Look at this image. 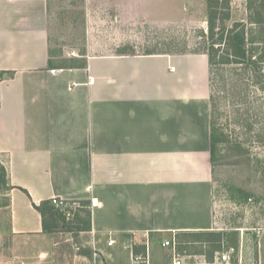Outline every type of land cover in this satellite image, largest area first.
<instances>
[{"label": "crops", "instance_id": "1", "mask_svg": "<svg viewBox=\"0 0 264 264\" xmlns=\"http://www.w3.org/2000/svg\"><path fill=\"white\" fill-rule=\"evenodd\" d=\"M54 4L0 0V71L14 72L0 80L12 235L52 240L33 206L49 199L89 203L87 264H136L153 239L211 230L207 56L107 53L88 40L75 66H57ZM255 245L264 264V229Z\"/></svg>", "mask_w": 264, "mask_h": 264}, {"label": "rangeland", "instance_id": "2", "mask_svg": "<svg viewBox=\"0 0 264 264\" xmlns=\"http://www.w3.org/2000/svg\"><path fill=\"white\" fill-rule=\"evenodd\" d=\"M54 1L50 30L57 66L72 64L88 40L107 53L206 55L207 0ZM260 1H218L219 10L229 15L224 24L241 23L249 47L258 49L264 47L255 44L264 41ZM259 67L264 71V62ZM209 77V119L219 137L211 161L214 222L209 231L174 238L175 256L181 264H257L255 240L264 229V77L254 79L241 64L215 65ZM59 208L70 212L65 216L69 230L51 232L50 241L14 237L9 196L0 191V264H87V233L78 230L84 223L74 213L88 207L66 203ZM84 211L78 214L83 219ZM161 240L141 249L136 264H172L174 252ZM40 248L46 253L38 256Z\"/></svg>", "mask_w": 264, "mask_h": 264}, {"label": "trees", "instance_id": "3", "mask_svg": "<svg viewBox=\"0 0 264 264\" xmlns=\"http://www.w3.org/2000/svg\"><path fill=\"white\" fill-rule=\"evenodd\" d=\"M219 0H207L208 5V25H207V48L206 56L208 59L209 74L211 75V69L215 65H231L241 64L252 70L254 79H261L264 77V71L260 70L259 64L264 62V47H249L246 32L243 25L239 22H235L232 26L228 27L224 24V21L229 18L228 13L223 10L220 11L218 7ZM261 4L264 0L260 1ZM220 20V25L217 26V21ZM252 43V42H251ZM256 46L264 44V41H258ZM264 46V45H263ZM255 57V58H252ZM73 62V61H71ZM68 66H75V63ZM13 71H0V80L2 78H11ZM210 82V77H209ZM210 100L213 98L209 96ZM219 141L217 129L210 123V160L214 157L215 146ZM11 185L8 180V174L5 167V162L0 159V191L9 193ZM59 200L49 199L40 202L38 205L33 204L34 208L40 213L42 220V229L46 233H51L59 228L69 230L66 227V214L63 210L56 206ZM82 208L88 207L87 201H81ZM84 211L77 210L76 218L78 217L84 226L78 227V230H88L90 226V210L84 211L86 217L83 219L79 217V212ZM77 212V213H76ZM78 220V221H79ZM142 249L145 247L142 246ZM134 254H137V248L134 246Z\"/></svg>", "mask_w": 264, "mask_h": 264}, {"label": "built area", "instance_id": "4", "mask_svg": "<svg viewBox=\"0 0 264 264\" xmlns=\"http://www.w3.org/2000/svg\"><path fill=\"white\" fill-rule=\"evenodd\" d=\"M170 69L173 70V67H170ZM64 204H66V203H63V201H58L56 203V206L57 207H61ZM69 214H70V212L66 211V215H69ZM162 246H166V247L170 246L172 248V250L174 252L172 264H181V261L179 259H177L176 256H175V241H174V238H172L170 240L167 239V240L163 241Z\"/></svg>", "mask_w": 264, "mask_h": 264}]
</instances>
